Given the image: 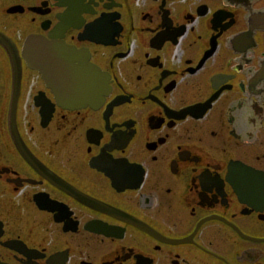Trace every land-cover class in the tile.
<instances>
[{
    "label": "flooded vegetation",
    "instance_id": "flooded-vegetation-1",
    "mask_svg": "<svg viewBox=\"0 0 264 264\" xmlns=\"http://www.w3.org/2000/svg\"><path fill=\"white\" fill-rule=\"evenodd\" d=\"M0 264H264V0H0Z\"/></svg>",
    "mask_w": 264,
    "mask_h": 264
}]
</instances>
